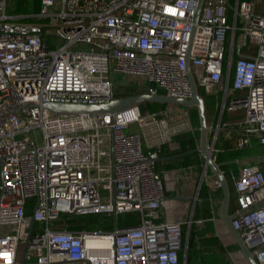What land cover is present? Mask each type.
<instances>
[{"label": "built area", "instance_id": "built-area-1", "mask_svg": "<svg viewBox=\"0 0 264 264\" xmlns=\"http://www.w3.org/2000/svg\"><path fill=\"white\" fill-rule=\"evenodd\" d=\"M39 3L13 15L0 0V264H179L185 221L162 218L156 169L175 130L166 111L141 110L142 101L107 113L44 103L119 97L112 71L139 79L131 94L189 98L188 66L197 89L232 93L228 108L241 107L264 144V0ZM145 126L160 142L146 141ZM234 190L231 223L264 264V170L244 164ZM98 212L138 216L109 229L70 227Z\"/></svg>", "mask_w": 264, "mask_h": 264}, {"label": "crops", "instance_id": "crops-1", "mask_svg": "<svg viewBox=\"0 0 264 264\" xmlns=\"http://www.w3.org/2000/svg\"><path fill=\"white\" fill-rule=\"evenodd\" d=\"M197 91L204 101L211 156L226 177L229 187L227 213L233 214L236 206L234 177L244 164H258L264 170V144L257 141L255 128L244 127L242 124L243 109L228 108L227 101L232 93L225 96L220 84L200 86ZM161 103L163 104H159L157 108L166 111L169 123L175 126V130L161 141L156 160V169L161 174L163 185L161 216L167 220L185 221L183 226L187 228V234L191 223L193 224L192 240L195 242V250L190 264H194L196 251L220 253L216 250L218 244L227 248V243H237L221 217V186L214 182L216 176L212 169L209 166L204 169L205 159L199 147L200 134L196 131V124L189 118V107L172 102ZM150 132L147 134H151ZM144 133L147 136L145 131ZM244 134L250 135V142L239 145L237 139ZM146 141L148 142L147 139ZM157 142H160L159 136L153 143ZM225 253H220L221 258H215L211 262L249 264L245 257L228 259Z\"/></svg>", "mask_w": 264, "mask_h": 264}, {"label": "water", "instance_id": "water-1", "mask_svg": "<svg viewBox=\"0 0 264 264\" xmlns=\"http://www.w3.org/2000/svg\"><path fill=\"white\" fill-rule=\"evenodd\" d=\"M201 1V0H200ZM200 7V4L197 8V11ZM187 71L192 87V94L189 98L171 96L162 93H135L128 94L119 97L112 98L107 101L101 102H63V101H49L44 104L56 111H84L89 113H107V112H117L123 110L131 105V103H137L141 101H155V102H172L178 103L181 105H195L198 111V117L200 122V150L205 159L204 169L209 166L216 178H218L223 196H222V205H221V217L229 227L231 233L233 234L235 241L238 245V251L242 252L245 258L248 260L249 264H258L251 252L245 246L240 234L233 227L231 223L232 214L227 213V204L229 200V187L224 176L223 172L218 167V164L213 160L211 156V150L209 148L207 132L209 130L204 113V101L202 96L198 93L196 84L189 72V68L187 66Z\"/></svg>", "mask_w": 264, "mask_h": 264}, {"label": "rangeland", "instance_id": "rangeland-1", "mask_svg": "<svg viewBox=\"0 0 264 264\" xmlns=\"http://www.w3.org/2000/svg\"><path fill=\"white\" fill-rule=\"evenodd\" d=\"M9 4L7 7V11L13 15L15 14H20V13H26V12H30L31 10H33L34 6H38L39 0H31V4L27 7L24 8L21 4V0H8ZM86 45L85 44H79V45H74L73 48H85ZM111 77L112 80L114 82L115 85V90L117 92L118 96H123V95H127L128 91H131L132 88L129 86L127 87L128 84L132 83V84H137L139 82V79L137 77L134 76H130V75H123L120 72H116V71H112L111 72ZM145 86V85H144ZM153 101H142V104L140 105L141 110H145V109H155L158 107L159 104H163L161 102H156V103H152ZM168 103V102H166ZM157 105V106H156ZM184 107H189V118L191 120V122L193 121L194 124H196V126L198 127V129H196L197 133L200 134V123H199V117H198V111H197V107L194 105H183ZM185 107V108H186ZM191 108V109H190ZM240 109V108H239ZM148 126H145L143 128V130L146 132V134L151 131V134H147V136H145L148 140V142L150 141V143L154 142V139L156 137H158V135L155 133V131H152V129H148ZM130 129L133 131L136 130H140V128L136 125V123H132L130 125ZM149 130V131H148ZM31 134L33 135V137L36 139L38 137V141L40 142L41 138H40V130L38 128L34 129ZM151 138V139H149ZM137 213L136 212H123V213H119L117 215V217H114L113 214H111V216H108L106 213H102V212H98V213H84L80 215V219L82 220V224L83 226H87L90 229H96V228H103V229H109L112 228L114 226V224H118V225H122L125 223H130L134 220H137ZM79 217H72L70 222L73 224L75 222H78ZM81 222V221H80ZM79 222V223H80ZM226 253L225 255L227 256L228 259L233 258H241L243 259L245 256L243 255L242 252L238 251V245H236L235 243L231 242V243H227L226 244ZM220 256H222L220 253L217 252H213V251H205V250H200V251H196L194 254V264H213V260H215V258H221ZM218 259V261H220ZM222 261H220L218 264H222Z\"/></svg>", "mask_w": 264, "mask_h": 264}, {"label": "trees", "instance_id": "trees-1", "mask_svg": "<svg viewBox=\"0 0 264 264\" xmlns=\"http://www.w3.org/2000/svg\"><path fill=\"white\" fill-rule=\"evenodd\" d=\"M21 4L24 8H27L30 4H31V0H21ZM132 93V90L131 91H128L127 92V95L128 94H131ZM152 103H156L155 101L152 102ZM158 103V102H157ZM78 222H75V223H71L70 224V227H82L83 224H82V220L80 219V217L78 218L77 220ZM81 221V222H80ZM135 221V220H134ZM132 221V222H134ZM80 222V223H79ZM192 228H193V224L191 223L190 225V228H189V232H188V236H187V252H186V257L184 259V255L183 253L181 252L179 254V264H190L191 262V259H192V256H193V252L195 250V242H193V234H192ZM186 230L187 228L185 226H183V240L185 241L186 239ZM209 238V237H208ZM211 239V237L209 238ZM213 240V239H212ZM210 241V240H209ZM209 241L205 242L206 244H209ZM203 242V241H202ZM217 251H219L221 254H224L226 252V248L224 247L223 244H218L217 248H216Z\"/></svg>", "mask_w": 264, "mask_h": 264}, {"label": "bare ground", "instance_id": "bare-ground-1", "mask_svg": "<svg viewBox=\"0 0 264 264\" xmlns=\"http://www.w3.org/2000/svg\"><path fill=\"white\" fill-rule=\"evenodd\" d=\"M233 110V109H232Z\"/></svg>", "mask_w": 264, "mask_h": 264}]
</instances>
